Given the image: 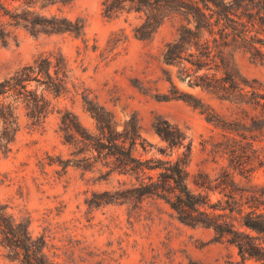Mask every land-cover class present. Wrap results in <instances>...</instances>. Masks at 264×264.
I'll return each mask as SVG.
<instances>
[{"label":"rangeland","instance_id":"374dc122","mask_svg":"<svg viewBox=\"0 0 264 264\" xmlns=\"http://www.w3.org/2000/svg\"><path fill=\"white\" fill-rule=\"evenodd\" d=\"M103 2L77 0L66 9L70 17L85 19L84 37L32 30L0 11V80L42 54L60 51L76 82L53 98L55 109L40 125H31L26 109L18 108L12 149L0 151V202L31 216L30 227L45 236L55 264H261L241 255L214 227L182 221L164 197L141 193L146 172L155 181L156 171L124 172L107 148L64 130L58 110H72L84 130L98 133L85 96L110 112L116 130L129 128L130 121L145 139L132 146L134 155L182 159L190 189L213 205L229 199L234 209L221 218L244 229L238 211L248 208L245 196L256 193L258 207L264 200V0H239L228 26L202 30L199 38L207 42L198 49L188 45L178 63L167 62L163 52L183 25H193L190 15L169 12L150 38H140L133 32L137 12L109 18ZM226 74L240 82L229 94L192 84ZM182 91L197 104L171 97ZM157 119L175 125L182 143L170 145L159 135ZM224 173L229 179L222 190ZM200 179H208L210 188L199 186ZM8 254L0 243V264H22Z\"/></svg>","mask_w":264,"mask_h":264},{"label":"trees","instance_id":"16d2710c","mask_svg":"<svg viewBox=\"0 0 264 264\" xmlns=\"http://www.w3.org/2000/svg\"><path fill=\"white\" fill-rule=\"evenodd\" d=\"M76 1L0 0V11L16 23L32 30L70 31L84 37L85 19L72 18L65 12L67 8H72ZM238 4H241L239 0H104L103 10L109 18L118 17L123 13L128 14L131 11L137 12L140 21L133 27V32L140 38H150L169 12L190 15L193 25H183L177 37L166 44L163 52L167 62L178 63L184 57L183 51L188 45L194 44L198 49V46L207 42V39L199 38L202 30L212 32L209 28L217 23L226 28L227 20L233 19L230 13L237 8ZM260 19L264 24V18L261 15ZM224 28L218 32L220 38L226 32ZM74 78L69 60L59 51L42 54L32 63L22 66L9 77L0 80V151L8 154L12 149V142L20 129L18 114L20 106L26 109L31 125H40L55 109L53 98L71 91V86H76ZM180 78L184 79V75ZM239 83L233 75L229 74L216 77L205 75L200 80L192 81V84L200 85L217 94H229V87ZM174 96L197 104L191 93L182 91L177 95H171V97ZM83 98L97 120L98 133L84 130L78 117L70 109L58 110L62 112L61 120L64 130L72 129L82 136L81 140H88L100 148H107L113 155L114 162L124 172L131 171L139 175L146 170H155L157 174L155 181L152 180L153 174L146 172L145 177H148L149 181L142 180L139 183L141 193L154 192L164 197L182 221L214 227L216 231L227 235L241 255L252 256L264 264L263 199L260 201L263 206L258 207L254 205V202L259 200L258 195L254 192L247 194L244 203L248 204V208L240 207L238 211L239 222L244 229L229 226V221L221 218L231 215L226 210L231 212L234 209L229 199H225L224 203L219 199V203L213 205L215 203H209L206 198L203 199L200 191L195 192L190 189L187 184L184 161L178 157L175 159L153 156L141 158L134 155L132 146L137 142L142 144L141 142L145 140L136 127L131 126L129 121V128L116 130L108 110L102 105H95L88 97L83 96ZM153 128L170 145L181 144L183 141V133L165 119L155 120ZM224 176L220 177L222 190L229 179L228 173H224ZM196 183L210 188L208 179H200ZM230 197L237 203L234 195ZM204 204L210 209L202 207ZM217 209L223 211L220 212ZM31 222L32 218L29 214L17 215L10 211L8 203L0 202V243L8 248L10 257L20 258L22 264H55L54 259L45 249V236L35 235L30 227Z\"/></svg>","mask_w":264,"mask_h":264}]
</instances>
